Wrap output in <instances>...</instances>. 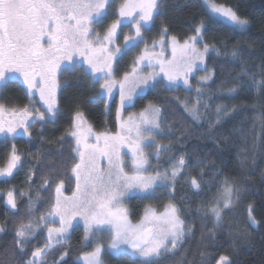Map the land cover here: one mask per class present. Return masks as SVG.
<instances>
[{
    "label": "snow or ice",
    "instance_id": "1",
    "mask_svg": "<svg viewBox=\"0 0 264 264\" xmlns=\"http://www.w3.org/2000/svg\"><path fill=\"white\" fill-rule=\"evenodd\" d=\"M114 3L115 0H0V94L10 83L22 79L29 98V102L19 108H10L0 103V138L15 140L26 137L31 142V129L34 125L56 120L60 111L57 100V89L61 86L59 75L64 71H83L84 75L90 77L93 85L103 81L96 95L108 97L105 101L106 111L114 100L113 90L117 85L120 92L117 108L118 132L94 133L90 125L85 128V114L77 107L70 129L57 141L63 145L68 137L74 140L68 157L71 161L70 171L76 181L72 196L63 195L64 183L61 180L55 186L56 195L52 207L46 215L42 214L33 222L31 217L42 199L40 193L49 191L53 181L51 178L45 179L39 186L35 199L29 192L21 191V196H28L26 207L29 222H21L14 230L13 251L18 253L16 264H47V254L56 247L67 244L80 221L83 222L84 246L96 242L92 251L85 252L78 258L83 264H104L105 252H129L135 264H159L161 257L176 254L194 234V228L181 217V208L172 201L164 205L162 212L150 205L146 206L143 217L136 224L129 219L125 199L136 194L148 198L158 188L169 189L174 193L176 182L185 176L187 160L185 154L181 153L178 158L169 157V168L161 171L159 164L154 167L149 159L152 153L145 149L153 146L158 132L164 131L161 128L162 110L149 104L139 113L138 118L130 115L127 120L121 115V110L132 106L134 97L145 88L160 85L175 91L181 86L182 80L190 91L189 76L197 71L208 73L201 78L202 82L212 80L214 71L208 69L205 58L212 53L219 57L222 50L215 44L205 42L204 34L208 25L204 21L195 26L193 34L187 36L182 44L176 36L169 37L168 27L163 26L159 42L164 45L168 40L171 41L173 58L165 62L161 58L163 52H150L145 41L142 54L133 62L132 72H125L123 78L117 80L115 63L144 40V32L151 30L156 16L160 14L161 3L160 0H121L114 13L116 19L107 25L103 33L96 31L97 27L104 26L112 14L110 10ZM203 3L208 9V24L223 23L234 31H245L249 27L250 21L239 16L233 7L217 3L216 0H203ZM125 27L129 28L130 33L134 30V34H125L124 43L117 44L120 30ZM44 37H47V46L41 42ZM156 43L154 40L152 48H155ZM200 44L203 45L202 48L198 47ZM224 51L226 62H240L241 73L248 77L247 81H240L242 87L228 89V96L231 97L243 87L255 88L257 94L264 93V77L257 79L255 73L249 72L241 57L243 49L233 46L230 58L227 50ZM154 59L160 72L153 71L141 77L138 67L154 69ZM145 60L148 61L147 65H143ZM65 61L67 66L63 64ZM160 73H163V79L157 78ZM164 80L167 82H163ZM195 91L197 95L194 105L189 107L187 101H184V111L197 123L207 120L209 130L232 119L240 110L236 106L228 109L221 104L216 106L214 116L208 114L209 105L205 101L203 89L197 87ZM37 94L39 101L35 99ZM37 103L40 107H35ZM201 107L204 108V113H201ZM92 136H95V143L90 142ZM124 147H127L128 152L122 151ZM168 150L169 145L155 144L157 160L162 152ZM53 154L62 165L66 163L62 148L55 153H48ZM129 154L131 167L130 171H126L129 168ZM23 165V156L16 145L12 144L4 166L0 167V177H12ZM41 166L42 158L38 156L37 162L31 165L27 174L29 188L36 169ZM150 168L154 174L149 173ZM204 174L202 170L199 176L193 175L187 180L196 195L204 192L205 188L211 193L213 184L220 175L219 171L212 173V180L205 183ZM238 200L239 193L235 185L225 176L216 193L211 194L210 202L205 204L201 201L197 212L212 217L215 226H219L223 222L224 213ZM4 203L14 214L18 211L15 189L7 192ZM254 210V206L250 204L247 221L250 227L260 224L253 215ZM57 222L58 226H55ZM43 229L47 230L46 242L28 254L29 244L37 232ZM6 231V226L0 225V234ZM105 234L109 237L107 245L102 242ZM212 235L215 236L216 233L213 232ZM67 254V251L63 252L60 260L53 261V264H66L64 257ZM201 257L203 264L205 253L202 252ZM215 264L233 262L228 254H220Z\"/></svg>",
    "mask_w": 264,
    "mask_h": 264
},
{
    "label": "trees",
    "instance_id": "2",
    "mask_svg": "<svg viewBox=\"0 0 264 264\" xmlns=\"http://www.w3.org/2000/svg\"><path fill=\"white\" fill-rule=\"evenodd\" d=\"M225 3L241 17H246L249 27L245 31L232 30L226 24H208V11L202 0H160V14L155 18V24L150 31H145L144 42L160 40V31L163 26L169 29L168 36H176L183 41L193 34L197 24L204 21L207 27L205 42L215 44L221 49L219 57L212 53L206 57L209 70L214 71L213 79L200 83L198 72L192 79L194 90H184L181 87L175 91L157 85L149 88L143 95L138 96L131 111L142 110L152 103L159 107L163 116L161 128L163 132L157 135L159 144L169 145L170 150L160 154L159 160L152 159L153 166L157 164L160 170L169 168L171 160L183 153L187 160L185 176L178 179L175 191L158 188L153 196H131L127 199V206L132 220L136 221L147 205L156 209L170 201L181 208V217L194 228V234L186 241L185 246L176 254H168L159 260V264H201V253H205L203 264H215L220 254H228L233 264H264V93L257 94L255 88L243 87L231 97L228 89L242 87L241 80H248L241 73V63L226 62L225 56L230 58L233 46L243 49L241 57L246 63L249 72L255 73L257 79L264 77V0H216ZM61 73V86L58 90L59 114L54 122L43 125L36 124L31 129L32 140L19 137L15 140L0 138V167L4 166L12 144H15L24 158V165L12 177L0 179V192L6 193L15 189L18 211L7 207L0 196V225L6 226L7 231L0 234V264H16L18 253L13 251V235L15 227L21 222L28 223L27 214L28 196H21V191L29 192L35 199L39 186L45 179L51 178L53 183L47 192H41L42 199L36 206L35 214L31 217L35 222L52 206L56 184L62 180L67 193L73 189L74 179L71 174V161L68 159L74 140L71 137L63 143H57L60 136L70 129L72 117L77 109L83 111L85 119L97 132H112L115 130V118L112 107L105 110V99L95 96V89L80 80L83 71H65ZM77 72V73H76ZM80 72V73H78ZM76 73V74H75ZM239 76V79L237 77ZM197 87L205 93V101L209 105L208 114L215 115L217 105H226L228 109L236 106L237 113L232 119L217 125L209 130L208 121L197 123L184 111L181 101L195 103ZM8 107H20L29 102L26 90L19 81L12 82L0 94ZM184 99V100H182ZM255 105V107H253ZM36 107V106H35ZM204 113V108L201 107ZM200 109V110H201ZM242 130V131H239ZM62 148L66 163L62 165L55 153ZM174 154V155H173ZM42 158V166L36 169L31 188L28 183V173L31 165ZM153 170V169H152ZM203 170V182L212 180V173L219 171L211 193L205 188L204 192L196 195L187 182L191 176H199ZM227 177L236 187L239 200L224 213L223 222L215 226L210 216L198 213L197 208L201 201L210 202L211 194L216 193L219 183ZM71 177V178H70ZM254 206L253 215L260 221L256 227L248 224V206ZM216 235L213 236L212 233ZM83 229L81 226L72 231L67 244L56 247L46 256L47 264L59 261L63 252L66 264H80L77 259L81 254L88 252L92 244L85 247L82 242ZM44 241L42 232L32 239L28 246V254L35 248L41 247ZM27 258V257H25ZM104 264H135L127 253L109 255L104 253Z\"/></svg>",
    "mask_w": 264,
    "mask_h": 264
},
{
    "label": "rangeland",
    "instance_id": "3",
    "mask_svg": "<svg viewBox=\"0 0 264 264\" xmlns=\"http://www.w3.org/2000/svg\"><path fill=\"white\" fill-rule=\"evenodd\" d=\"M120 2H121V0H115V3L113 4L112 9L110 10V12H111L112 14L109 15L108 19L105 21L104 26H103V27H97V28H96V31H99V32L103 33V31H104V29L107 27V25H108L109 23H111L114 19H116V15H115L114 13H115L116 7L119 5ZM202 2H203V0H202ZM203 4H204V3H203ZM204 6H205V5H204ZM205 8H206V6H205ZM206 9H207V8H206ZM207 11H208V9H207ZM144 33H145V32H144ZM125 34H134V30L130 33L128 27H125V28L121 29V30H120V34H119V39L117 40V44H123V43H124V36H125ZM150 39H151V38L149 37V40L147 39V41H146L147 44H148V46H149V51H150V52H153V53H156V54H159V53L163 52V57H161V58L164 59L165 62H167V61H169V60H171V59L173 58V53H172L171 41H170V40H168L166 44L161 45L160 42H159L160 40L158 39V40H156L157 43H156L155 48H152V42H149V41H151ZM179 41H180V40H179ZM183 41H184V40H183ZM183 41H180V43L182 44ZM41 42H42L45 46H47V37H44V39H43ZM198 47H199V48H202L203 45L200 44V45H198ZM144 48H145V42L142 41V42L138 45V47H135V48L130 49V50H129V51H128V52H127L122 58H120V59L118 60V62L115 63V78H116L117 80L122 79V78H123V75H124L125 72H129V73L132 72L133 62H134V60H135L137 57H139V56L142 54ZM177 55H179V53H177ZM77 58L82 60L81 57H77ZM205 62H206V58H205ZM147 63H148V61L145 60V61L143 62V65H147ZM153 63L156 64V60H155V59L153 60ZM63 64H64L65 66H67V61L63 62ZM84 67H87V66L85 65ZM153 71H155V72H157V73L160 72V68H159V65H158V64H156V67H155L154 69L151 68V67H147V66H141V67H138V74H139L141 77H143V76H147L149 73H151V72H153ZM198 72H200V71H197V72H195L194 75H190V76H189V83H190V85H191V89H193V90H194V85H193L192 79H193V77H194ZM62 73H66V72L64 71V72H62ZM76 73H77V72H76ZM76 73H75V74H76ZM78 73H80V72H78ZM207 74H208L207 72H203V75H199V76H198V77H199V78H198V81H199L200 83H206V82H202V81H201V78H202L203 76L207 75ZM61 77H62V76H61V74H60V75H59V79H60V81H62L61 79H63V78H61ZM79 77H80V80H83L84 82H86V78H87L88 84H91V85H89V86H90V87L92 86V87L95 89L94 91H96V93H97V90H98L99 87H100V83L103 82V81H100V82L96 83L95 85H93V83L91 82V79H90L89 76H88V77H85V76H83V75H79ZM157 78H158V79H163V73H160V76L157 77ZM18 81H19V83H20L21 85H23L22 79H21V80H18ZM163 82L166 83L167 81L164 80ZM150 83H151V81H150ZM180 84H181L180 87H181L182 89L187 90L186 87L183 85L182 80L180 81ZM141 86H143V82H142V81H141ZM23 87H24L25 90H26V86L23 85ZM148 89H149V88H145L144 91L141 92L138 96L145 94V93L147 92ZM58 90H59V88L57 89V100H58V104H59ZM113 91H114V100L111 102L110 107H112L113 112H114V118H115V130L112 131V132H109V133H113V134H115L116 132L119 131L118 120H117V108L119 107V101H120L119 86L117 85V87H116ZM96 93H95V96H98V95H96ZM138 96H135V97H134V101H135V99H136ZM99 97L104 98L105 101L108 99V97H107L106 95H105V96H99ZM35 99H36V101H39V95H38V94L35 96ZM182 100H184V99H182ZM181 102H182L181 104H182V106H183V102H184V101H181ZM0 103H4L5 105H7L3 100L1 101V99H0ZM187 103H188V106H189V107H192V106L194 105V103H190L188 100H187ZM133 104H134V102H133ZM149 104H152V103H149ZM149 104H147L142 110H144ZM152 105H154V104H152ZM35 106H36V107H40V104L37 103ZM154 106H156V105H154ZM20 107H23V106H20ZM130 107H131V106H130ZM156 107H157V106H156ZM10 108H11V107H10ZM17 108H19V107H17ZM142 110H139V111H131V110H129V107H127V108L121 110V115L123 116V118H124L125 120H127L128 117H129L130 115H135V116L138 118V117H139V113H140ZM200 111H201V113H203V110H202V109H201ZM187 114H188V113H187ZM188 115H189V114H188ZM189 116H190V115H189ZM190 117H191V116H190ZM7 118H8V116L5 117V119H7ZM51 122H52V121H51ZM88 125H89V123L87 122V125H85V128H86ZM92 130H93V129H92ZM93 132H94V133H102V132H97V131H95V130H93ZM158 133H159V132H158ZM158 133L155 135L154 142H153V146L145 149L146 152H148V153H152V155L149 157L150 162H151L152 165H154V164H153L154 162H152V159L155 157V144H159V142L157 141V135H158ZM133 135H134V134H133ZM90 142L95 143V136H92V137L90 138ZM122 151H123V152H128L127 147L122 148ZM128 162H129V168L126 169V171H130V167H131V155H130V154H129V157H128ZM104 163H105V166H106V162H104ZM169 166H170V164H169ZM149 173L154 174V171L152 170V168L149 169ZM146 174H148V173H146ZM2 178H5V177H0V179H2ZM73 179H74V185H73V189H72V191H71L70 193H67V192L65 191V188L63 189V195L66 196V197H71L72 194H73V192L75 191V188H76V181H75V178H74V177H73ZM15 195H16V193H15ZM55 195H56V193H55V191H54V200H55ZM136 195H139V194H136ZM136 195H130L129 197H131V196H136ZM0 196L2 197L3 200H5L6 193L0 192ZM139 196H142V195H139ZM129 197H128V198H129ZM128 198H126L125 201H124V205H125V207H127V208H128V206H127V199H128ZM54 200H53V202H54ZM165 205H166V204H165ZM147 206H148V205H147ZM150 206H152V205H150ZM51 207H52V206H51ZM51 207H50V208H51ZM152 207L155 208L154 206H152ZM50 208H49V209H50ZM145 209H146V206L144 207V209H143L142 212L140 213L139 218H138L136 221L132 220L131 214L129 215V219L131 220V222H132L133 224H136V223H138V222L141 220V218H142L143 215H144ZM155 209H156V208H155ZM156 210L159 211V212H162V211L164 210V205H163L162 207L156 209ZM48 211H49V210H48ZM48 211H47V212H48ZM47 212H46L44 215H46ZM38 219H39V218H38ZM38 219H37V220H38ZM57 219H58V218H57ZM77 219H78V218H77ZM75 223H76V221H74V224H75ZM55 226H58V222H57V224H56ZM79 226H81L82 229H83V222H82V221H80ZM39 232H42L43 235H44V241H43V243H42V245H41V247H42V246L44 245V243L46 242L47 230H46V229H43L42 231H38L37 233H39ZM83 235H84V229H83ZM108 240H109V237L105 234L104 237H103V241H102V242H103L105 245H107ZM95 243H96V242H93V244H92V248H91V250H89L88 252L92 251L93 247H95ZM105 253H108L109 255H117V254H119V253H127V254L130 255L129 252H119V253L105 252ZM83 254H84V253H83ZM83 254H81L80 256H82ZM80 256H78V258H79ZM77 261H78L80 264H83L82 261H79L78 259H77Z\"/></svg>",
    "mask_w": 264,
    "mask_h": 264
}]
</instances>
